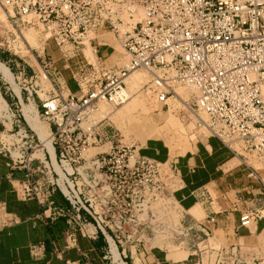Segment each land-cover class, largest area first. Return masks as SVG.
Here are the masks:
<instances>
[{
    "label": "built area",
    "instance_id": "built-area-1",
    "mask_svg": "<svg viewBox=\"0 0 264 264\" xmlns=\"http://www.w3.org/2000/svg\"><path fill=\"white\" fill-rule=\"evenodd\" d=\"M0 8L9 25L0 32V53L20 61L14 66L0 61L7 64L11 76L12 69L29 80L39 72L18 55L20 43L26 42L23 32L36 27L58 48L61 68L70 71L80 92L63 94L64 87L55 85L51 91L43 89L41 116L49 120L50 147L31 129V133L24 129L18 113L14 120L18 138L9 133L12 123L0 133L5 166L22 172L19 178L10 177L12 188L20 199L37 201L39 220L64 217L70 230L84 236L100 230L113 242L123 264L127 263L119 246L124 241L146 249L145 230L129 207V193L144 187L138 178L142 171L164 172L171 178L168 188L174 199L173 177L179 178L175 162L162 163L141 155L136 147L114 144L100 129L106 117H90L101 102L115 108L141 94L153 109L181 113L184 121L193 124L196 137H216L242 160L258 188V206L240 213L237 228L255 222L257 208L264 205V0H0ZM111 40L120 47L119 54ZM101 46L110 49L106 56L100 53ZM44 50L42 46L33 58L46 75L55 70L56 61ZM140 71L145 72V80L136 89L130 87L131 75ZM23 90L16 95L10 89L11 102L4 100L12 116L18 110L22 116L23 103L30 97L34 100L30 89ZM106 144L108 148L100 150ZM89 148L96 151L87 154ZM54 192L68 203L67 208L55 205ZM207 194L203 190L199 198L211 207L213 199ZM213 213L194 219L188 228L195 227L209 238L213 232L208 225L216 221ZM10 221L16 220L0 219L3 225ZM203 249L207 264H234L228 260L236 256V243ZM107 257L117 264L110 242Z\"/></svg>",
    "mask_w": 264,
    "mask_h": 264
},
{
    "label": "crops",
    "instance_id": "crops-1",
    "mask_svg": "<svg viewBox=\"0 0 264 264\" xmlns=\"http://www.w3.org/2000/svg\"><path fill=\"white\" fill-rule=\"evenodd\" d=\"M54 46L49 44V50H53ZM49 50L44 53L55 60L58 49L55 48L56 54ZM109 50L107 46L99 47L102 56H106ZM0 60L10 66L20 63L6 53H0ZM54 69V85L64 87L63 94L79 96L75 80L64 77L61 65H57V62ZM37 107H41V97L38 96ZM149 140L142 153L166 161L169 152L165 147L157 139ZM183 151L173 159L179 176L173 196L179 208L188 213L187 210L199 204L203 213L201 219L215 212L216 221L208 228L213 234L220 232L227 244L250 237L260 229L258 237L264 240V205L257 208L254 231L250 227L237 228L240 213L257 205L258 192L255 182L247 176L242 160L234 157L227 147L212 136H195L189 148ZM10 172L0 157V219L16 220L5 225L0 222V264H112L107 257L109 240L104 233L93 229L94 235L84 236L77 229L70 230L64 217L48 222L39 220L37 215L41 206L37 201L20 199L12 188L10 177L19 178L22 172ZM203 190L213 199L211 207L199 198ZM212 193L217 195L216 199ZM52 199L55 205L68 207L58 192L52 194ZM189 216L196 219L191 214ZM119 253L127 264H187L186 257L170 261L161 249L154 247L142 249L138 245H123L119 246Z\"/></svg>",
    "mask_w": 264,
    "mask_h": 264
},
{
    "label": "rangeland",
    "instance_id": "rangeland-1",
    "mask_svg": "<svg viewBox=\"0 0 264 264\" xmlns=\"http://www.w3.org/2000/svg\"><path fill=\"white\" fill-rule=\"evenodd\" d=\"M8 28L9 25L5 20L2 9L0 8V32L5 31ZM23 34L26 42L24 41L23 44L20 43L21 50L18 55L26 59L31 67L35 70L38 69L39 72L36 70V77H33L31 80H29L27 77H18L19 75L16 73V70L12 69V76L15 79H18L17 83L22 91H24L23 88L25 87L30 89L32 96L34 97L33 106L35 108L37 118L41 123V126L48 133H50L48 129V117L41 116L42 110L40 107H37V97L34 93V90L37 91L41 98H45L46 92L43 91V89L46 91H51V89L54 87L53 79L55 75L53 72L49 71L46 74L47 79L43 80L41 78L43 71L40 70V67L36 63L33 56H36L37 53L41 51L42 46H45L44 51L47 52L49 50V44L52 46L54 44L49 39L46 40L47 35L44 34V31H40V29H36V27L25 30ZM2 41L3 38L1 37L0 42ZM110 42L112 46L115 47L116 54H119L121 49L118 44L112 40ZM55 48H53V50H49V52L56 54V52H54L56 51ZM86 51V55L88 54L87 57L89 58L88 60L92 61L93 57L92 55H89L90 50L86 49L85 52ZM15 57L17 58V56ZM90 57L92 58L90 59ZM55 58L57 65H62L64 63L60 61L59 51ZM69 63L72 65V62L69 61ZM5 65L7 66V64ZM62 71L64 77H71L70 71L67 69H62ZM27 73L28 75L32 74L31 68L29 66ZM139 73L146 77L145 72L140 71ZM34 79L36 81L35 83L33 81ZM40 86L42 89H40ZM70 86H72V84ZM9 93L10 88L0 76V95L8 104L11 102ZM22 96L25 97L26 93L23 94L22 92ZM30 98L32 99V97ZM136 99L139 102H136L134 99H128L115 108L111 107L108 103L101 102L99 104L98 111L91 113L90 117L99 119L100 117L106 115V118L100 122V124H102L100 125V129L107 132V138L112 139L114 144L132 146V148L136 147L141 155H144L142 153V149H145L144 147L146 145V141H151L149 139H157L156 141L161 143L167 152H175L173 157H169L167 159L168 161H171L177 155L182 154L180 151H185L187 148H189L192 140H194L195 137L192 123L184 121L181 118V113L173 111L167 112L165 110L158 111L153 109L154 107L150 106L148 101L141 94H138ZM141 100L148 111H144V109L141 107ZM8 113L11 116L10 119L12 123V129L9 132L10 134H13L14 137L18 138L17 127L14 125V120L18 114L24 129L28 133H31L30 129L25 124L22 116L20 115V110L17 112L14 111L15 116H12L10 111H8ZM149 122L152 123L150 126L151 129L147 130V125ZM4 124V118L0 117V133L6 128ZM50 126L52 131H54L52 124H50ZM165 127L173 128L175 130L167 132ZM108 146L109 144H106L105 146L101 147L100 150L106 149ZM94 151H96L95 148H89L86 153L91 154ZM176 152L180 153L176 154ZM154 159L162 163L165 161V159L163 161L159 160L158 158ZM254 164L256 166H261L257 163ZM162 169H164L167 174H170L165 168ZM138 178L144 181V187H140L139 189L137 188L134 190V192L129 193V199L132 200L129 207H132V211L139 217L140 222L143 224L145 230L144 239L146 248L154 247L161 249L163 253L177 256L178 259H183L182 257L185 258L188 256L187 264H194L196 260H199V264H207L208 259L206 258V253L204 252L203 248L209 246L210 244L213 246H217L219 244L227 245V243L224 242V238L220 232L219 234L218 232L210 234L208 238L195 227L190 229L188 228L189 226L193 225L194 219L190 218L189 214L179 208L176 201H174L173 197L171 196V189L168 188L171 178H168L164 172H161L158 175L156 173L142 171ZM173 179L177 186L179 184V178L176 176L173 177ZM216 196L217 195L212 193V197L214 199H216ZM194 206H197L200 209L199 204ZM191 215L195 216L196 219H201L203 213L200 212L199 216L193 213ZM249 227L252 231H254L253 224H251ZM260 230L252 233L250 237L244 239L242 238L235 242L232 241V243L237 244V252L236 256H232L228 262H230L232 259L234 260V264L237 260H241L243 262L244 260H254L264 264V240H260L258 237ZM133 238L135 240V237ZM124 240L125 239L123 238L122 241ZM132 243H134V241H124V245H131ZM200 259L202 261H200ZM137 262L139 263V260H137Z\"/></svg>",
    "mask_w": 264,
    "mask_h": 264
},
{
    "label": "bare ground",
    "instance_id": "bare-ground-1",
    "mask_svg": "<svg viewBox=\"0 0 264 264\" xmlns=\"http://www.w3.org/2000/svg\"><path fill=\"white\" fill-rule=\"evenodd\" d=\"M89 50V49H87ZM87 53V51L85 52V54ZM89 53V51H88ZM88 55V54H87ZM89 55H92L89 53ZM92 57H90L91 59ZM0 74H1V77L2 79L7 83V85L9 86V88L16 94V95H19V86H18V83H17V79H15L13 76H11L8 68L2 63L0 62ZM41 78L43 80H46L47 77L44 73L41 74ZM143 80H145V76L140 74V73H135L133 75H131V82H130V87L133 86V88H137L139 86V82H142ZM134 89V90H135ZM137 95H133L131 96V98H129L130 100H136V102H139L137 99H136ZM132 102V101H130ZM141 103H142V108L144 109V111H148V109L144 106V103L142 102L141 100ZM21 112H22V116H23V119L26 123V125L28 126L29 129H31L33 132H35L38 137L45 142V144L47 146H49V143H50V136H49V133L41 126V123L39 122L38 118H37V114L35 112V108L33 106V101L32 99L30 98L28 102H25L23 103V106L21 108ZM106 116V115H105ZM0 117H3L4 118V121H5V126L7 128L10 127V124H11V119H10V115L9 113L6 111V105H5V101L4 99L1 97L0 95ZM151 124L152 123H148L147 125V130H150L151 129ZM173 124V123H172ZM153 126V125H152ZM167 132H170V131H173L175 129L173 128H168V127H165ZM181 129V128H180ZM181 131V130H180ZM142 132V131H141ZM144 132V131H143ZM149 132V131H148ZM145 133V132H144ZM188 142V141H187ZM50 147V146H49ZM179 153V152H178ZM176 152V154H178ZM175 154L174 151L172 152H169V157H173ZM189 214H195L197 216H199L201 210L197 207V206H193L191 207L189 210H187ZM261 211H259L260 213ZM254 225V224H253ZM110 246H111V250L113 252V255H114V261L117 262V264H123V261H121L118 257V254L116 252V249H115V246L113 244V242L110 240ZM174 255V254H173ZM166 258L170 261H176V260H179L177 256H172L170 254H166ZM184 258V257H182Z\"/></svg>",
    "mask_w": 264,
    "mask_h": 264
},
{
    "label": "trees",
    "instance_id": "trees-1",
    "mask_svg": "<svg viewBox=\"0 0 264 264\" xmlns=\"http://www.w3.org/2000/svg\"><path fill=\"white\" fill-rule=\"evenodd\" d=\"M40 109L42 110V107H40Z\"/></svg>",
    "mask_w": 264,
    "mask_h": 264
}]
</instances>
